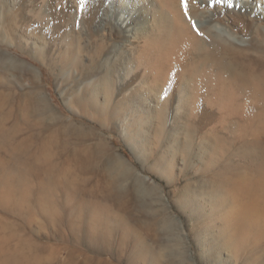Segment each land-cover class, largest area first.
Returning a JSON list of instances; mask_svg holds the SVG:
<instances>
[{
    "label": "rangeland",
    "instance_id": "1",
    "mask_svg": "<svg viewBox=\"0 0 264 264\" xmlns=\"http://www.w3.org/2000/svg\"><path fill=\"white\" fill-rule=\"evenodd\" d=\"M15 1L0 0V264H264V120L163 124L115 80L120 31L95 14L55 43Z\"/></svg>",
    "mask_w": 264,
    "mask_h": 264
},
{
    "label": "bare ground",
    "instance_id": "2",
    "mask_svg": "<svg viewBox=\"0 0 264 264\" xmlns=\"http://www.w3.org/2000/svg\"><path fill=\"white\" fill-rule=\"evenodd\" d=\"M15 2L24 9L23 30L39 26L55 43L67 44L69 32L86 30L95 14L108 33L120 31L110 52L122 45L115 80L120 88H140L145 101L153 99L163 124L167 113L187 116L199 131L216 123L264 120V44L256 40L264 37V0ZM111 85L107 80L104 86ZM20 166L12 172L25 181L30 169Z\"/></svg>",
    "mask_w": 264,
    "mask_h": 264
},
{
    "label": "snow or ice",
    "instance_id": "3",
    "mask_svg": "<svg viewBox=\"0 0 264 264\" xmlns=\"http://www.w3.org/2000/svg\"><path fill=\"white\" fill-rule=\"evenodd\" d=\"M80 2H81V5H83V3H84V0H80ZM242 6V5H241ZM197 31L199 32V30L197 29Z\"/></svg>",
    "mask_w": 264,
    "mask_h": 264
}]
</instances>
